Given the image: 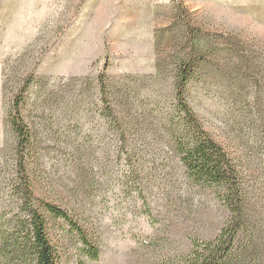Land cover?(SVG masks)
Segmentation results:
<instances>
[{"label": "rangeland", "instance_id": "1", "mask_svg": "<svg viewBox=\"0 0 264 264\" xmlns=\"http://www.w3.org/2000/svg\"><path fill=\"white\" fill-rule=\"evenodd\" d=\"M189 58L198 68L188 104L228 153L245 155L264 138V0H0V223L9 217L8 114L18 100L39 197L78 210L100 237V259L89 262L76 233L49 221L57 264H152L187 252L192 238L212 240L224 214L211 196L184 193L158 136ZM118 126L140 127L128 139L136 160L122 153ZM263 193L253 199L260 211ZM254 229L251 256L264 264V219Z\"/></svg>", "mask_w": 264, "mask_h": 264}, {"label": "trees", "instance_id": "2", "mask_svg": "<svg viewBox=\"0 0 264 264\" xmlns=\"http://www.w3.org/2000/svg\"><path fill=\"white\" fill-rule=\"evenodd\" d=\"M195 61L189 58L177 69L173 85L175 105L164 117L158 136L180 170L184 193L211 196L224 214V221L212 240L192 238L187 252L160 255L152 264H256L251 256L259 243L254 228L264 219V211L257 210L253 199L264 191V138L259 142L253 140L245 155L235 157L205 130L186 99L191 71L198 68ZM97 85L106 96L102 75ZM19 104L15 100L8 114L9 130L15 138V157L9 189L4 195L9 217L0 223V264H57L56 251L48 237L51 220L63 221L80 239L82 254L89 262H98L100 237L94 228L93 236L84 229L78 210L64 209L39 197L34 143ZM113 128L126 160H136V146L128 139L130 132L140 127ZM144 144L143 148L149 150L150 145ZM73 150L79 152L78 148ZM252 156L260 158L257 163ZM146 216L150 217L148 211Z\"/></svg>", "mask_w": 264, "mask_h": 264}]
</instances>
